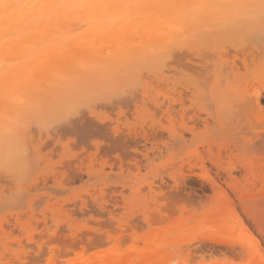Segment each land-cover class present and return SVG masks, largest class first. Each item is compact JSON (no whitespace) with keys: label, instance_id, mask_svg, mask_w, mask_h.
<instances>
[{"label":"rangeland","instance_id":"374dc122","mask_svg":"<svg viewBox=\"0 0 264 264\" xmlns=\"http://www.w3.org/2000/svg\"><path fill=\"white\" fill-rule=\"evenodd\" d=\"M254 32L255 33H252V35H250V36H249V34H247L245 36L240 37L243 40V39H246L248 36L249 39L248 38L247 39L250 42L247 39H246V41L245 40L244 41L247 43L249 42L248 44H250V45H248L247 43H245L242 40L240 41V43L239 42L238 43H231L230 42L231 45H234L232 48L233 50H232L230 48H227L230 46V45L228 46V44H230V43L227 44L225 42L227 44V45H225L226 48L228 50L230 49L229 50L230 52L232 51L230 55H227V52H228L227 49H226L227 52H225L226 50H224L225 46H222L223 44H220L219 46H217V48L210 46L209 52L207 51L208 47L200 46L199 47L200 49L198 48L197 53L195 52L196 48L194 46L193 47L195 49L191 48V51L188 50L189 48L187 49L184 46H181V49L179 48L180 52H178L179 50L177 51L178 52L177 57L179 56L178 59H179V61H182V63L178 61L175 63L176 64L175 66H174V64H172L171 67L174 66V67H172V69L174 68L173 69L174 71L171 70L170 73H166L168 75H172V73H173L175 78H171V79H173V81L172 80L171 81H164L163 82L164 84L160 83L158 85L159 82L151 83L150 91L153 88V91H151V92H155V93H153V94L147 93V95H144L143 90L140 89L137 91V93L134 92L136 97L134 95V97H133L134 100L132 102L129 101V103H126L123 101L122 104H124V103L125 104L122 106L118 105L121 103H119V101L117 102V99H116V102H114V104L112 102L108 101V102H110V104H112V106H111L112 108L114 107L115 103H118L115 105L116 108H114V109H109L110 107L107 106L108 104L106 105V103H104L106 101L102 102L104 104H102L99 101L100 102L99 104H101L102 106L99 104L96 106V104H94L95 106L92 107V110L94 111V113H96L95 114L96 117L98 116L103 121L106 129H108V130H111L112 128L115 129L116 132L118 133L116 135H114L112 132H110L111 134H109V135H100L99 134V135L92 136V137L88 138L87 142L83 143L84 140H82L83 138L80 136V134L82 132H80L79 134H77L76 131L74 133L69 132V133H67V135H64L66 137L62 136L63 137L62 138V137H58L57 135H54V133H56V132H53V134L51 136V134L49 133L51 131L49 130V132L47 134L42 133L40 135V139H41V141H40V139L37 137L38 134L36 132L32 131L31 134H32L33 138H34V136L36 137V138H34L33 144H36L37 150H36V152L31 151L32 153L35 154V156H34V154L30 153L31 155H33L35 157V160H33L34 157L30 155L31 156L30 158L32 159V161H31L32 165L28 164L26 166L27 173L26 172H25L26 174L24 173L26 175V177L24 175L23 182H20L22 184V186L20 187L21 184L19 183L20 180L18 179L21 176L20 177L17 176L15 178L10 177L12 179V180L10 179V181H9V178L8 179L5 178V180H7V181L4 183L3 179H4L5 174H3V176H2L1 175L2 172L0 173V182H2V183H0V192H2V194H4L6 196V200L4 202H8V204H10L11 202L12 203L15 202L17 199V202L15 204H12V206L13 205L17 206V204H20L17 207L14 206L15 208H10L11 205L7 204V205H5V207L8 206V208L6 209L4 207L6 210H4L3 208H2V210H0V211H2V213L0 212L1 213L0 217L5 216L6 219L9 216H11V214L14 213L12 215V217H10L11 222L8 221L9 218L6 221V222H10V223H8L11 225V226L9 225L10 226L9 228H7L8 224L5 222V217L2 219L4 222L0 219V222L2 221L3 224L4 223L6 224V225H2V223H0V227L3 229L4 226H7L3 229V230L6 229L4 232H1V229H0V232H1L0 233V254H1L0 258L1 259L0 260L4 261V258H6V257H4L5 255H2V253L3 254L8 253L6 255H7V257L10 256L9 259L13 255H15V256H13V258L16 257V258H14V262H11L9 264H25V263L28 264V262L30 264H32V262L34 260L32 259L33 261H29V259L34 258V256L31 257L33 255V253L35 256L38 253L37 254V256H38V255H40V253H42L41 250H45L46 252L48 251L49 253L52 252L51 254L48 255V252H47V254H44L45 253V251H44L43 254L45 256L53 255V257L52 256L50 258L48 257L49 260L50 259L51 260L47 261L46 263L45 262L40 263L37 260L38 261L37 264H49V262H51V263L55 262V264L56 263L59 264L60 260H62V257H64L65 255L67 257H69L68 256V255H70L69 251L73 252V253L75 251V253L74 254L71 253L70 256H71V258L74 257L73 260L76 261V257H75L76 253H77L76 256H79L80 253H81L80 254L81 256H85V254H87V255L89 254L88 257L85 256L82 258L85 260L87 257L86 260H89L88 258H90L92 255H94L93 258L97 255V253L95 255L94 253H92V251L93 252H100L102 250L103 251L106 250V252H103V254L104 255L106 254L105 256L107 258V255L110 257L112 255H114V256L121 255L122 251L124 252V254L126 253V255H128V256L131 254V251H133V254L135 251H137L135 253H137L138 255L141 252V255H142L143 254L142 252H146V251H142L143 249L145 250V247H146V250L149 249L150 252H152V254H151V256H152V255H154L153 253H154L155 249L157 248V246L160 244V242H163V243H161V246H163V247L166 246L164 248H167V249L160 248L161 247L160 245L158 246V249H156V250L161 249L162 252L165 253V254H163L162 252L159 253L161 250L156 253V254H160L159 256L162 259L160 257L159 258L161 259V262H163V264H164V261H165V264H167V263L168 264H172V263L173 264H187V263L188 264H247V262H248V264H251L250 261H253V263L257 262L255 264H262V261L264 262V243H262V242H264V232H262L261 229H262V227H264V193H259V192H261V191L264 192L263 191L264 190L263 189L264 188L263 187V185H264V108H262L263 111H261V113H262L261 114L258 112L257 109H255L254 105L251 106V104H248V103L245 104V102L242 101L245 98L240 97V96L238 97V95L235 96V94L232 93V94H230L232 97L230 99L231 100L234 99V101L230 100L232 105L230 102L227 103L228 107H227V110L225 111L224 109H220L221 106L219 105V103L222 104L223 99L221 98V96H220V98H218L220 95L219 94L220 88L226 89L228 82H229V84L233 85L234 88H236V87L238 88V86L241 84L239 86L240 88H238V90L242 91L243 96H245L244 95L245 93H246V95L248 93H249L248 95H253L254 93H256V95H259V97L262 101L263 107H264V84H262V83L260 84V82L263 81L264 78L258 77V76H260L261 72H258V69L255 71L256 66L254 65L255 63L253 62L254 59L257 57L255 60L257 65L259 62H262V64H264V50L262 49L263 46H262L261 39H260L261 38L260 33L257 32V34H256V31H254ZM258 37H260V38H258ZM252 39H253V41H252ZM254 40H255V42H254ZM259 40H260V44H258ZM251 44H252V46H251ZM253 44H255L256 47L260 46V48H256ZM256 44H258V45H256ZM243 45H248L250 50L248 47H247L248 49H246L245 48L246 46L244 47ZM237 47H239V48L241 47V51ZM244 48H245V50H244ZM202 49H203L204 53L202 52ZM235 49L236 50L238 49L239 51L238 50L236 51ZM259 49L260 50L262 49L261 50L262 52ZM181 50H182V52H181ZM187 50L189 51V53ZM233 51H236V52L233 53ZM255 51L256 52L259 51L261 53V56L263 57V59L259 54H257L258 56H256ZM183 52H184V54H183ZM192 52H194V53H192ZM212 52H214V53L212 54ZM221 52H223V53H221ZM238 52H241V53H239L240 58H238L239 57L237 55ZM242 52H243V54H242ZM179 53H180V55H179ZM201 53L203 56L200 55ZM181 54L184 55V56H182L183 59L180 57ZM189 54L192 55L191 58H190ZM195 54L198 56H196ZM204 54L207 55L206 56L207 58H204L205 57ZM209 54H211V56H209ZM216 54H218L220 56L226 55V56H222V58L221 57H218V58L219 59L221 58V62H225V63L220 62L221 63L220 67L222 66L221 71L222 72L225 71L224 74H227L228 77H227V75H226V77H224L223 73H221V71H219V67H218L219 66L218 65L219 59H217L218 55H216ZM213 55L215 56V58L213 57ZM231 55H233L232 58L230 57ZM246 55H247V57H246ZM228 56L230 57L229 59H228ZM197 57H199V60ZM223 57L226 59L227 62L224 61L225 59ZM195 58H197V60ZM200 58H202V59L200 60ZM203 59H205V60H203ZM229 61H231V62L228 63ZM236 61H238V62H236ZM232 62L234 64H232ZM190 63H191V65H190ZM199 63H201V64H199ZM182 64H185V65L189 64L187 67L188 69L186 68L187 69L186 70L184 67L185 65H182ZM209 64H211V66H210V68L208 67V69H207L206 67L209 66ZM235 64H236V66H235ZM177 65H180V67H182V66L183 67L180 68ZM195 65H199V66L195 67ZM224 65L227 67L226 68L227 70L222 69V68H225ZM229 65L231 67L233 65L234 67H232V68H234V69H232ZM216 66L218 67V69ZM228 66L231 68L232 71H230V68ZM171 67L169 69H171ZM189 67L193 68V69H190L191 73H190ZM252 67H255L254 69H252L255 71V73H254V71L252 73V70H251L250 75L247 76L249 74L248 71ZM202 68L205 69V73L204 72L201 73V70H203ZM228 68H229V70H228ZM245 70H247V71L245 72ZM210 71L212 74L210 73ZM174 72L176 74H174ZM237 72L240 74L238 75ZM243 72H244V74H243ZM198 73H201V74H198ZM203 73H204V75H203ZM219 73L223 75V76L222 75L220 76V78L223 77V79L222 78L220 79L219 77H217V75ZM245 73H248V74H245ZM208 74L209 75L211 74L212 77H207ZM201 75L204 76L205 78L207 77V80H209L208 85L207 84L202 85L203 87H204V85H205V87H208V88H206L207 90H205V87L202 88V86L200 85V84H202L200 81H202L203 83H207V81H205L206 79L204 77L202 78ZM241 76H243V77H241ZM245 77L247 79H245ZM255 77H258L260 80L261 79L262 80L257 81V79ZM217 78H219V79L217 80ZM226 78H228V81L225 80ZM236 78H238V80ZM229 79L231 81L236 79V81L234 80L233 82H231ZM249 79H251V80L255 79V81H250ZM177 80H178V82H177ZM247 80H249L248 83H247ZM174 81H176V82H174ZM219 81H222V83H221V84H223V86L221 85L222 87L219 86L220 84L219 85L217 84V82H219ZM237 81H239L240 84ZM168 82H169V84H168ZM181 82H183L184 85L179 84ZM250 82H252L253 85L256 83L257 84H256V86L254 85L255 86L254 87V86H251L252 84ZM263 83H264V81H263ZM155 84L157 85L156 86L157 88L154 87ZM191 84H196L199 87L198 88H192L189 86ZM248 84H249V87L247 86ZM217 85H218L219 89L214 88V86H217ZM175 86H176V90H175ZM246 86H247L246 89L248 92L245 90ZM251 87H252V91H249ZM135 88H137V86L134 87V89H133L134 91H135ZM188 88L190 90H188ZM130 91H132V90L130 89ZM126 92H127V94H129L128 90ZM205 92H207L208 94L207 93L206 94L210 97L208 99V102L206 103L207 105L203 104V103H205V101H207V99H206L207 95H203V94H205ZM213 92H214V94H213ZM250 92L252 94H250ZM163 93L165 96L163 95ZM187 93H189L188 94L189 96H187ZM137 94H138V99H137ZM184 94H186V96ZM212 95L213 96L215 95V97H213ZM123 96L125 97L126 94H124ZM127 96H129V95H127ZM130 96H133V95L130 93ZM195 96H196V98H195ZM203 96H205L204 98L206 100L203 99ZM124 97L121 96L120 98L124 99ZM216 97L218 99H216ZM234 97L237 99L235 100ZM120 98H119V100H121V102H122V99H120ZM239 98H241V101H239ZM220 99H222L221 102L220 101H219V103H218V101L215 102V100H220ZM201 101H203V102H201ZM237 101H238V103L235 104ZM147 102H148V104H147ZM110 104H109V106H110ZM103 105L105 106V108ZM218 105L220 106L219 108H218ZM161 106H162V108H161ZM207 106H209V107H207ZM95 107H96V109H95ZM100 107L101 108L103 107V108L101 109ZM170 107H172V108H170ZM82 108L83 107H81V109H79V112L75 116L73 115L74 117L71 116V118H69V119H71L75 123L77 122V120H75V119H77L78 117H80L81 119L83 117V120H85V121L87 119H88V121H89V119H91L92 120V121L90 120L91 123L95 122V124L93 123L92 125L95 126L98 124L97 127H99V122L93 117L90 118L88 115L87 109L84 108L86 111L85 112V111H82V110H84ZM159 108H160V110H159ZM167 108H169L168 109L169 111H167ZM211 108H213V109H211ZM231 109H232V111H231ZM252 109H253V111H252ZM179 110L181 113L179 112ZM82 112H84V113H82ZM208 113H210V114H208ZM78 120H79V118H78ZM64 122H62V124H64ZM69 122H70V120H69ZM105 122L106 123L108 122L107 123L108 125ZM67 123H68V121H67ZM54 130L56 131V128H54ZM54 130L52 129V131H54ZM33 132L35 133L34 135H33ZM43 135H44V138H43ZM146 135L151 136V137H148ZM56 136L59 139H57ZM112 136H113V138H112ZM52 137H55V138H52ZM144 137L145 138L148 137L147 142H144ZM60 138H62V140ZM50 139H52L51 140L52 142L49 141ZM177 143H179V145ZM43 146H44V148H43ZM41 148H42V150H41ZM57 148H58L59 153L57 151ZM38 151H39V153H38ZM42 151H44V152H42ZM36 155H37V157H36ZM38 155H39V157H38ZM256 159L257 160L259 159V161H257ZM36 160H39L38 164L35 162ZM33 161L36 163V165L33 164ZM91 162H93V163H91ZM195 162H197L198 164H196ZM91 164H93L91 167L92 175L88 176L86 170L88 168L87 166H89V165L91 166ZM29 165H31L32 167L35 166V167H33V170H32V167H30ZM104 165H105V167H104ZM226 166H228V167H226ZM28 167H30L31 169H28ZM110 167H111V169H110ZM34 168L37 170H35ZM75 168L77 170H75ZM99 168H100V170H99ZM72 173L76 174V175H73ZM205 173H206V175H205ZM27 174H28V176H27ZM109 174H111V175H109ZM6 176L9 177L8 174L5 175V177ZM210 176H211V178H210ZM66 177H67V179H66ZM90 177L91 178L93 177V178L91 179ZM1 178H2V180H1ZM63 178H65L66 180H64ZM76 178H77V180H76ZM89 178H90V180H89ZM212 178L214 179V181ZM75 180H76V182H74ZM12 181H14V182H12ZM8 182H9V184H8ZM10 182L12 185L10 184ZM24 182H26V183H24ZM212 182L216 183L217 185L212 184ZM67 184H69V185H67ZM218 185H219V188L217 187ZM108 187L110 188V190L108 189ZM117 187H118V189H117ZM173 187H174V189H172ZM84 188L86 189V191L88 190V193L85 191L87 195H85L84 191H82V189H84ZM90 188L92 189V191ZM102 188L107 190L109 193L107 191L103 190ZM141 188H144V189L141 190ZM221 188H222V190H221ZM50 189H52V190H50ZM96 189H99V191H97ZM5 190L7 191V194L9 193L8 196L5 194L6 193ZM95 190H96V192H98L97 197H99V196H102V197H99V199L97 197H95L93 195V192H95ZM100 190L101 191L103 190L102 193L100 192ZM11 191H13V192H11ZM79 191L83 192V195L81 193H78ZM19 192H21V193L24 192L25 194L23 193V195H20ZM54 192H57V193L55 194ZM60 192H61V194H60ZM76 193H78L79 196L82 195V196H80V197H82L81 200H79L80 198L78 199L76 197V196H78V194H76ZM89 193H90V195L94 196L96 199L94 200V198L91 199L92 197H88V200H87V197L84 198V196H88ZM245 193H247V196H244ZM10 194L13 195L12 200H11ZM14 195L15 196L16 195L21 196V198H22V196L25 195L23 198L24 201H22V203H20L22 199L20 197L14 198ZM111 196H112V198H111ZM226 196H227V198H231L232 201L230 202V199L227 201ZM7 197H8V199H7ZM74 197L77 198V200L79 201L78 203H77V201L75 203ZM161 197H163V198H161ZM223 197L226 200L225 199L221 200ZM101 198H103V199H101ZM165 198H167V199H165ZM9 199L11 200V202ZM19 199H20V201H19ZM85 199L87 201H85ZM93 200H94V202H93ZM89 201L90 202L92 201L93 203H90ZM96 201H98V202H96ZM214 201L216 203H217V201H219V202L221 201L224 203L226 202L227 204L230 202L228 205L225 204L227 206V208H229L228 209L229 212L232 211V209H234V208L235 209L232 212L239 211V212H237V214L239 216H237L236 213L230 212L231 213L230 214L231 217H230V216H228L229 215L228 211H227L228 215H225L228 218L227 217L225 218V216H224V214H226V213H223V215H222L223 217L220 216L223 218L222 220L227 219V221H229L231 223L230 224L231 226L230 225L229 226L232 228L234 227V228L233 229L231 228L232 229L231 230L230 227L227 226V228L223 229L222 231L220 230L221 233H219V231H213V230H208V229H203V228L197 231V229L203 227V225L208 223L209 220H213L214 217L213 218L208 217L207 220L209 218L210 219L206 223L203 220V219H206V216H204V214L205 215L208 214V216H209V213H212V212H210L212 210L211 207L213 208V213L218 212V209L216 211L217 207L214 208V206H216V205H213L215 203ZM81 202H82L83 206L81 205ZM85 202H87V203H85ZM212 202H213V204H212ZM74 203H75V205L76 204L78 205V206L76 205L77 208H79V209L82 208V209L79 210L76 208V210L73 211L76 207V206H74ZM89 203L91 205L92 204L97 205L96 207H98V208H95V206H93V205H92L93 206L92 207ZM97 203H99V205L102 203L104 205L102 207H107V208L112 210V214H114V215H112L113 220H115V219L116 220L120 219L121 221L124 220L123 221L125 224L124 227L127 226L125 228H129L128 225L133 226V228L130 227L129 228V229H131L130 231L126 230L123 227L118 228L115 221H114V224L111 223L113 226H111L109 223L107 225L106 223L109 222V220H111V216L109 214H107L108 210L107 211L104 210L105 208L102 210L103 213H105V215L101 214L100 207L98 206ZM200 203H201V205H200ZM50 204L52 207L51 206L49 207ZM168 204H170L171 206ZM233 204H235V205H233ZM210 205H213V206H210ZM232 205H233V207H232ZM221 206H222V204H221ZM221 206H220L219 212L221 210L223 211V209L225 210V208H226V206H224V205L223 206L225 208H223ZM228 206H230V207H228ZM236 206L238 207V210H237ZM61 207H62V210H61ZM86 207L89 208L90 213H91V210L96 211V212H94L96 214L98 213L97 209H99L100 211L95 216H92V215H94V213H92V215L89 213V214H87L88 216L83 213V215L80 216L82 214L81 212H85L86 210H88V208H86ZM50 208H52V209H50ZM85 208H86V210H85ZM91 208H94V209H91ZM54 209H58L59 214H54V211H56ZM169 209H171L170 212H169ZM189 209H190V211H189ZM81 210H83V211H81ZM89 210H88V212H89ZM205 210H207V211L205 212ZM63 211H64V215H67V216L62 215ZM78 211L80 212V215L78 214L79 213ZM113 211H114V213H113ZM162 211H164V212L162 213ZM172 211H174L175 213H173ZM186 211H188V214H194L195 213L194 214L195 218L193 219V217H189V216H188L189 217L188 220L186 218H184L186 215H188ZM58 212H56V213H58ZM66 212L67 213L70 212V213L67 214ZM150 212L154 213L155 215H153V214L151 215ZM167 212H168V214H167ZM223 212H225V211H223ZM18 213H20L21 214L20 216H22L23 218H25L27 220V222L25 220L26 223H24V221H23L24 219H22V217L19 218L18 221H16V218L14 219V216L18 218V215H19ZM71 213L74 214V216L71 215ZM169 213H170V215H169ZM200 213L203 214V216L199 217L197 219L196 216H198ZM99 214L102 216H100ZM149 214L151 216H149ZM157 214H160V215L157 216ZM175 214H176V216H173ZM221 214H222V212H221ZM234 214H236V217L234 216ZM59 215L62 217L58 218ZM143 215H144V217L149 216V218L151 219V223L155 224V225H152L151 223H149V225L151 224L150 226H155V228H158L159 226L160 227L163 226V228L159 227L157 230L155 229L156 231H160V232H162L164 230V232L161 233V234L164 233V235H165V236L162 235L163 238L160 237V235H159L160 232L148 233V236L151 234L149 236V239L152 237L150 239L151 240V243H150L151 246L153 245L152 242H155V240L157 243H159L156 245V248H155V245H153L154 248H152L150 246H148L149 248H147L146 245H149L150 240L146 239L147 240L146 241L145 238L143 239V238L139 237V235L141 236L144 232H148V230L150 229L149 225L145 224L143 226V224L145 223L143 221V219H144ZM163 215L165 216V220H166L167 216L170 217L172 215L173 218L171 220H173V221H170V222L168 221V224H167V221H164V219H163V217H164ZM216 215L218 216V215H220V213L216 214ZM72 216L74 218L76 217L75 219H78L79 221L81 219H83L84 221H85V219H86V221L87 220L93 221V224L94 223L100 224L99 221H102V222L106 221L105 222L106 226H105V224L103 225V227L105 226V228L108 227V229H104L105 233H108L109 230H111L116 225V227H114V229L116 228V229H118L119 232L121 231L123 234V237L124 236H125L124 238L128 237L127 238L128 240L126 241V240H124V238H122L125 242L122 241L123 245H122V247H120V245L122 243H120V237H118V236L122 237L121 232L116 233V232H114V230L110 231L109 233L112 234V232H113V234L112 235L108 234L110 236V238H109L110 240H106V239H108L107 237H109V236L105 235V233L103 232L102 225L101 226H99V225L97 226L96 224L93 225V224H91L92 223L91 222L90 223L91 227L93 225L92 228H95V231L93 230L94 234L96 233V236H98L100 234L98 236V237H100V239L104 235L103 242L100 241L101 242L100 243L98 240L95 241V240H93V238L95 237V236L93 237V235H94L93 231H91V233L93 235H91V233L88 235V232H90L89 230H91L89 228L90 225H88L89 222H86V221L84 222L83 220L78 222V220H77L78 226L75 225V227L74 226L71 227L67 223L66 224L68 226L65 224L63 219H65L66 222H68L70 220L68 222V223H70V225H72V224L74 225L76 223V220L71 219ZM89 216L90 217L92 216L93 218L92 217L90 218ZM136 216L139 218H137ZM160 216H162V219ZM63 217H65V218H63ZM134 217H135V219L137 218L136 221H138V222H136L135 219H133ZM153 217L154 218L160 217V219L163 220L164 223H163V221L159 222L158 220H160V219L156 218L157 219L156 221H158L159 224L161 222L163 223L160 225L156 224L158 222L152 221ZM169 217H167V219ZM177 217L178 218L181 217L180 219L182 221H180V219L177 220ZM220 217L219 216L215 217V219L220 218ZM61 218H63V219L60 220ZM108 218H110V219L108 220ZM117 218H119V219H117ZM190 218H191V220H190ZM12 219H14L15 221ZM20 219L22 221H19ZM28 219H30L29 223L31 226L28 225L29 224ZM57 219H59L58 222H57ZM196 219L198 221L200 220V222H201V220H203L204 222H202L201 225H198V224L195 225ZM230 219L231 220L234 219L235 221L234 220H233L234 222L230 221ZM153 220H155V219H153ZM71 221H73V222L75 221V222L73 223ZM131 221L132 222L135 221V223L133 222V225H131L132 224ZM139 221L140 222L142 221L143 223L141 222L142 223L141 224ZM177 221H179L180 223ZM183 221L184 222L187 221V222H185V224H184ZM198 221H197V223H200ZM213 221H215V220H213ZM237 221L242 222V224L241 223H239L240 225L236 224V223H238ZM12 222L14 224H16L18 222L19 223L17 225H14ZM21 222H23V223H21ZM82 222L84 223L83 226L85 227L87 224L89 229L87 227H85L88 229V230H86L84 227H82V228H84V230L82 229L80 232H83V231H88V232H87V235L85 232V234L83 233L85 236L80 237V236H77V234L79 235L80 232L78 231L76 233L75 231H77L76 229H78V228L81 229V226H82L81 223ZM110 222H113V221H110ZM171 222H172V224H171L172 226L169 225ZM127 223H129V224H127ZM137 223H139V224H137ZM19 224L20 225L27 224L26 226L23 225L24 228L25 227L28 228V231L30 229H32L31 232L33 231V233L35 235H41V238L39 240H37L39 236L35 237L33 235V233L28 232L24 228H21L19 226ZM181 224H184V225H181ZM186 224H188V226ZM233 224H235V225H233ZM62 225H63V227H62ZM165 225H167V227H165ZM185 225H186V228H185ZM76 226H77V228H76ZM168 226H169V228H168ZM11 227H12V230L14 229V233L18 229L19 235L21 234L20 231H22L24 235H22L21 237L18 236L19 240H17V238H15V237L18 235V233L16 232L15 233L16 235L14 237L13 232L11 230ZM30 227H32V228H30ZM98 227H100V228H98ZM135 227H137L138 229H136ZM143 227H145V229ZM180 227L182 228V230ZM193 227L195 229L196 228L197 229L195 230ZM241 227H242V229H241ZM15 228H17V229L15 230ZM69 228H70V230H69ZM153 228L154 227H151V229H153ZM243 228H245V229H243ZM116 229H115V231H116ZM119 229H121V230H119ZM226 229H228V230H226ZM7 230L9 233H12L14 238H11L12 235L9 234L8 232H7L8 234L5 233ZM68 230L73 232V233L75 232V233L74 234H72V233L68 234V232H66ZM73 230H75V231H73ZM100 230H102V232H100ZM25 231L28 232L26 235H25V233H26ZM58 231H59V233H58ZM97 231H99L100 233H98ZM133 232H136V236H135L136 238L133 237L135 235V233H133ZM39 233H42V234H39ZM61 233H63L65 236ZM31 234H32V236H31ZM44 234L46 235V239L48 238V240L49 239L51 240V238H53V237L55 238L56 237L55 234H58L57 238L62 236L63 240H65L64 237H66V234H68L66 239H70V242H68L69 240L68 241L65 240L64 242H67L69 244L72 243L73 245L75 243L77 244V242H78L79 244H77V246L74 245L77 248L75 250L72 247V244H71L70 248L73 250H68L67 248L65 250H62L66 246H63L64 244L62 245L61 243H60V245L58 244L59 242H62V240L60 239L61 237L59 238L60 240L55 238V240L56 239L58 240V241L56 240L58 243L53 242L55 245L54 246L51 244L52 240L46 241V239L43 237L45 239V243H44V239L42 238V235H44ZM71 234L73 237V241L71 239L72 237H70ZM75 234H76V236H75ZM129 234H130V236H128ZM154 234H156V235H154ZM29 235L31 237H29ZM47 235H49V236L47 237ZM113 235H114V237H113ZM166 235H168L167 238L170 237L168 240L165 239ZM176 235L181 237V238L184 237L186 241L184 239L180 238V239H177L178 241L177 240L175 241L177 243H175V242L173 243V241L175 239L172 236H174L175 238H178ZM68 236L70 238H68ZM86 236H87V238H86ZM88 236L91 237V239ZM105 236H107V237H105ZM115 236H117V237H115ZM4 237H6V239H8V241H10V243L9 242L7 243V241L5 242ZM32 237H33V239L35 237L36 240L39 241L38 242L39 244L37 243V241L35 239L32 240ZM143 237H144V235H143ZM153 237H155V238H153ZM208 237H209V239H208ZM88 238H89V242H88ZM111 238H113V239H111ZM138 238L139 239L141 238L140 241L142 240V242L137 241V240H139ZM158 238H161L162 240L157 241ZM188 238H189V240H188ZM217 238H218V240H217ZM13 239H15L16 241H19L18 244H20V245H17V242L14 241ZM28 239H30V240H28ZM41 239H43V240H41ZM76 239H77V242L75 241ZM81 239L83 240V242H85V243L87 242L90 244L91 249L88 250L86 253H84L85 251L83 249L87 250V248H88L87 246H89V245L86 244V247H85V245H84L85 243L84 244L80 243V242H82ZM96 239H97V237H96ZM172 239H174V240H172ZM31 240H32V242H29ZM40 240L45 245L43 243H41ZM116 240H119V244L117 245V247L114 246V245H116V242H115ZM130 240H132L133 243ZM135 240L137 241L138 245L136 244ZM143 240H145L146 242ZM152 240H154V241H152ZM27 241L29 242L28 244L26 243ZM109 241H110V243L108 244L107 242H109ZM222 241H223V243H222ZM20 242H22V243H20ZM90 242H93V244H99V245H97L98 247L96 245H93V247L96 246V248H97L96 250H94L95 248L93 249L92 244ZM104 242L107 245L105 244L103 246ZM11 243L13 246L10 247ZM32 243L34 244L33 247L29 245ZM36 243L38 244V246H35ZM46 243H49L50 245L47 244L48 245L47 246ZM67 243H65V245H67ZM143 243L144 244L146 243L145 247H144ZM21 244H23V245H21ZM26 244L29 245V247ZM131 244H134V245H131ZM5 245H6V247H7V245L9 246V248H10L9 251H8L9 248L7 247L8 248L7 249L5 247ZM82 245H84V246H83V249L81 250ZM243 245L246 247L245 248L246 251H245ZM42 246H46V247H44L45 249ZM49 246H52V247L50 248ZM127 246H129V247H127ZM132 246H134V247L138 246V247H135L136 249L134 250V249H132L133 248ZM140 246L141 247L143 246V248H141L142 250L140 249ZM20 247H23V249H25V248L26 249L23 251V249L21 248L22 249L21 250ZM36 247H38V248L41 247L40 248L41 250L38 248L36 249ZM47 247H49L50 250H47L48 249ZM55 247H57L56 250L59 248L62 250V252H60V250L56 251V252H58V253L60 252V254H62L61 258L59 256L60 254L58 255V253H57V255H56V252L54 249ZM124 247L125 248L127 247V250H128V248L130 250L127 252V250ZM4 248H6L7 250ZM30 248L32 250H30ZM33 248H35V250H33ZM121 248H124V250L122 249L119 252L118 249H121ZM11 249H12V251H11ZM100 249H102V250H100ZM111 249L113 251L117 249L119 253L117 252V250H116V252H117L116 254H113L112 252L110 253ZM26 250L27 251L30 250V252H27ZM36 250L41 251V252L39 253ZM66 250H68V251H66ZM98 250H100V251H98ZM107 250L109 251V253ZM138 250H140L139 253H138ZM15 251L16 252L19 251L18 253H21V252L23 253L26 251L25 255H24V253L23 254L21 253L22 256L24 255L23 256L24 258L26 256V259L23 260L24 258L21 256V254L19 255ZM33 251H35L36 254ZM63 251H66V252L64 253ZM77 251H79V252H77ZM31 252H33V253H31ZM147 252H149V251H147ZM63 253L65 254L64 256H63ZM67 253H69V254H67ZM248 253L250 254V260L249 261H248V258H249ZM17 254L20 257L17 256ZM146 254L147 253H145L143 255H146ZM156 254H155V256H156ZM162 254H163V256H161ZM27 255L29 258L27 257ZM101 255H102V253H101ZM104 255H102V256L97 255V257H98V258H96L97 261L92 258L93 260L92 261L90 260V262H87V264L88 263L93 264L92 262H94V261L98 262L99 260L102 261L101 263L106 262L109 259V257L107 258V260H103L102 258H105ZM147 255L150 256V254H147ZM66 256L64 258L65 261L63 259L61 261V264H66L68 262L67 260L70 257L67 259ZM17 257L20 259L22 257L23 259H21L18 262L17 261L15 262V260H17ZM54 257H56V258H54ZM13 258H12V260H13ZM45 258H47V257H45ZM45 258L43 256V261H45ZM71 258H70V261L72 260ZM78 258H80V257H77V260H78ZM156 258L157 257L154 258V256H152V261L150 264H154V263L157 264L158 262L154 261V259H156ZM55 259H58V260H55ZM82 259L80 258V260H82ZM160 259L157 258L156 260H160ZM163 259H164V261H163ZM10 260H6V262L4 261L2 263L8 264L7 261H10ZM80 260H78L76 262H81ZM84 260H82V261H84ZM180 260H182V261H180ZM21 261H22V263H20ZM23 261H25V263ZM52 261H54V262H52ZM63 261H64V263H63ZM153 261H154V263H152ZM33 264H35V263L33 262ZM95 264H97V263H95ZM134 264H136V261H134Z\"/></svg>","mask_w":264,"mask_h":264},{"label":"bare ground","instance_id":"6f19581e","mask_svg":"<svg viewBox=\"0 0 264 264\" xmlns=\"http://www.w3.org/2000/svg\"><path fill=\"white\" fill-rule=\"evenodd\" d=\"M251 2H254V0H0V173L2 172L1 173L2 176H3V174H5V175L8 174L9 175V177L8 176L5 177V175H4V179H3L4 183L7 181V180H5V178H7V179L9 178V181H10V179L12 177H14V178L17 177V176L18 177H20V176L24 177V175L27 173L26 166L28 164L32 165V163H31L32 159L30 157L33 156V155H31L30 153H32L31 151L36 152V150H37L36 144H33L34 143V138H36V137L34 136V138H33L32 134H31L32 131H34V132H36L38 134L37 137L39 139H40V135L42 133L47 134L49 132V130L52 132V133L49 132L51 134V136H52L53 132H56V133H54V135H57L58 137H62L64 135H67V133H69V132L74 133L76 131L77 134L82 132L80 134V136L83 138L82 140H84L83 143H86L88 138H90L92 136L99 135V134L100 135H109V134H111L110 132H112L114 135H116L118 133L116 132L115 129H113V128L111 130L106 129V127L104 126L103 121L98 116L96 117V115H95L96 113H94V111L92 110V107L95 106L94 104H96V106H97L100 102L102 103L103 101H106L104 103H106V105L108 104L107 106L110 107L109 109H114V108H116L115 105L118 104V103H115L114 107L112 108L111 107L112 104H110V102H112L114 104V102H116V99H117V102L119 101V103H121V104H118V105L122 106V105L125 104V103L122 104L123 101L126 102V103H129V101L132 102L134 100V98H133L134 95H135L134 92L137 93V91L140 90V89L143 90L144 95H147V93L148 94L155 93V92H151V91H153V88L150 91L151 83L159 82L158 83V85H159L160 83L164 84L163 83L164 81H171V80L173 81V79H171V78H175L173 73H172L173 76L172 75H168L166 73H170L171 70L174 71L173 70L174 68L172 69V67H174L176 65L175 63L179 61V59H178L179 56L177 57V53L180 52L179 48L181 49V46H184L187 49L189 48L188 50H190V51H191V48H193V49L196 48V51L194 50L196 53H197V50H198V48L200 46H205V47H208L207 51L209 52V47L210 46H213V47L217 48V46H219L220 44H223L222 46H225V45H227L230 42L231 43H238V42L240 43V41L242 40V38H240L241 36H245L247 34H249V36H250V35H252V33H255L254 31H256V34H257V32L259 33L260 24H259V22L257 20H253V19L250 18L252 16V11L247 7V5L249 3H251ZM247 38L249 39L248 36H247ZM258 38H260V37H258ZM246 39H243L242 41H244V40L246 41ZM252 41H253V39H252ZM254 42H255V40H254ZM231 43L228 44V46L229 45L230 46L227 47V48H230V49L233 48L234 45H231ZM245 43H247V42H245ZM258 44H260V40H259ZM258 44H256V45H258ZM248 45H250V44H248ZM248 45H243V46L244 47L246 46L245 48L248 49L249 48ZM253 45L255 46V44H253ZM251 46H252V44H251ZM262 46H263L262 49L264 50V45H262ZM227 48L225 46L224 50H226ZM237 48H239V47H237ZM245 48H244V50H245ZM256 48H260V46L259 47L257 46ZM203 49H202V52L204 53ZM239 49L241 51V47ZM227 50L225 52H227ZM229 50L227 52V55H230L231 52H232V51L230 52ZM249 50H250V48H249ZM236 51H233V53L236 52ZM181 52H182V50H181ZM188 53H189V51H188ZM192 53H194V52H192ZM213 53L214 52H212V54ZM221 53H223V52H221ZM239 53H241V52H238V54L237 53L236 54L239 56ZM165 54H167V59L166 60L163 59ZM183 54H184V52H183ZM190 54H189V56L191 58L192 55H190ZM206 54H204L205 55L204 58H207ZM242 54H243V52H242ZM257 54H259L261 56V53L259 51L256 52V56H258ZM179 55H180V53H179ZM200 55H202V53ZM214 55H213V57L215 58ZM216 55H218V54H216ZM182 56H184V55L181 54L180 57L182 58ZM196 56H198V55H196ZM209 56H211V54H209ZM222 56H226V55H222ZM222 56L218 55L217 59H219L218 57L222 58ZM230 57L232 58L233 55H231ZM230 57L228 56V59ZM246 57H247V55H246ZM197 58L199 60V57H197ZM197 58H195V59L197 60ZM202 58H200V60ZM221 58L218 60L219 61L218 62L219 66L217 65L219 67V71H221V67H222V66L220 67L221 63H225V62H221ZM238 58H240V56ZM256 58L253 61L255 63L254 65L256 66L255 71L258 69V72H260V68H261L262 62H259L258 65H257V63L255 61ZM262 59H263V57H262ZM203 60H205V59H203ZM224 61H226V59ZM179 62L182 63V61H179ZM230 62L231 61H229L228 63H230ZM236 62H238V61H236ZM201 63H199V64H201ZM172 64H174V66L171 67ZM232 64H234V63L232 62ZM182 65H185V64H182ZM186 65L184 66L185 69L188 67L189 64L187 66ZM190 65H191V63H190ZM177 66L180 67V65H177ZM196 66H199V65H195V67ZM210 66H211V64H209V66H207L206 68L208 69V67L210 68ZM235 66H236V64H235ZM170 67H171V69H169ZM182 67H180V68H182ZM218 67H217V69H218ZM224 67L225 68H222V69L223 70L224 69L227 70L226 69L227 67L225 65H224ZM232 67H234V66L232 65ZM229 68H228V70H229ZM231 68H230V71H232ZM254 68L255 67H252L248 71L249 74L248 73H245V74H248L247 76H249L250 75V71L252 69H254ZM190 69H193V68L189 67V70ZM202 69L203 70H201V73L202 72L205 73V69L204 68H202ZM232 69H234V68H232ZM246 71L247 70H245V72ZM253 71L254 70H252V73H253ZM255 71H254V73H255ZM224 72L221 71V73H223L224 77H226L227 74H224ZM190 73H191V70H190ZM201 73H198V74H201ZM204 73H203V75H204ZM210 73H211V71H210ZM174 74H176V73L174 72ZM211 74L210 75L208 74L207 77H212ZM239 74L240 73H238V75ZM243 74H244V72H243ZM218 75H217V77L220 78V76L222 74L219 73ZM201 77L203 78L204 76L201 75ZM207 77L206 78L204 77L206 79L205 81H207V83H203L202 81H200L202 83V84H200L201 86L203 84H207L208 85V81L209 80H207ZM227 77H228V75H227ZM241 77H243V76H241ZM246 77H245V79H247ZM258 77H261V78L263 77L264 78V76H262L261 73H260V76H258ZM258 77H255L257 79V81L260 80ZM219 78H217V80ZM221 78L223 79V77H221ZM236 79L238 80V78H236ZM236 79H234V80L236 81ZM251 79H249V80L250 81H255V79L254 80H251ZM225 80L228 81V78H226ZM249 80H247V83H248ZM233 81H231V82H233ZM263 81H261L260 84L261 83L264 84ZM174 82H176V81H174ZM177 82H178V80H177ZM219 82H217V84L218 85L220 84L219 86L222 87L223 86V84H221L222 81H219ZM237 82L239 83V81H237ZM250 83L252 84V82H250ZM168 84H169V82H168ZM179 84L182 85L183 82H181ZM256 84H254V85L256 86ZM218 85L214 86V88H218ZM254 85L252 84L251 86H254ZM136 86H137V88H135V91H134L133 89ZM156 86L157 85L155 84L154 87H156ZM239 86H238V88H240ZM247 86L249 87V84ZM247 86L245 87L246 91H247V89H246ZM204 87H205V85H204ZM204 87L202 86V88H204ZM206 88H208V87H205V90H207ZM238 88L237 87L234 88L233 85L229 84V82H228V85H227L226 89L220 88V91H219L220 95H219L218 98H220V96H221V98L223 100L222 99L215 100V102L218 101V103H219V101L221 102V100H222V104L219 103V105L221 107L218 105V108L220 107V109H224L226 111L227 107H228L227 103H229V102L231 103L232 100L234 101V99H232V100L230 99V98H232L230 94L233 93V94H235V96L238 95V97L240 96V97L245 98V99L242 98L243 99L242 101L245 102V104L248 103V104H251V106L254 105L255 109H257L258 112L261 113V111H263L262 108H264V107H263V104H262V101H261L259 95H256V93H254L253 95H248L249 94L248 93L246 95V93H245L244 94L245 96H243L242 91L238 90ZM130 89L132 91H130ZM127 90L129 91V94H127V92H126ZM175 90H176V86H175ZM188 90H190V89L188 88ZM249 91H252V87L250 88ZM130 93L133 96H130ZM206 93L207 92H205V94H203V95H207L208 94V93L207 94ZM124 94H126V96L127 95H129V96H127V97L125 96L124 97L123 96ZM138 94H137V99H138ZM188 94L189 93H187V96H189ZM213 94H214V92H213ZM250 94H252V93L250 92ZM163 95H164V93H163ZM184 95L186 96V94H184ZM121 96L124 97V99L120 98ZM135 97H136V95H135ZM204 97L205 96H203V99H205ZM213 97H215V95ZM119 98L122 99V102H121V100H119ZM195 98H196V96H195ZM209 98L210 97L207 95V98H206L207 101H205V103H203V104H206L208 102ZM218 98L216 97V99H218ZM236 99L237 98H235V100ZM82 101H88V103L82 109H84V108L87 109L89 117L90 118L91 117L95 118L99 122V127H97V125H98L97 123H96L97 125H95L96 127L94 125H92L93 123L95 124V122L91 123V121H92L91 119H89V121L91 120L90 122L88 121V119L86 117L85 118L87 120L86 121L83 120V117H82L83 115L81 116L82 119L80 117H78L79 120H78V118L75 119V120H77L76 123L73 122L71 119H69L71 117L65 118V113H66V110H67L68 106L71 105V104H74V103L82 102ZM108 101H110V102H108ZM239 101H241V98H239ZM104 103H102V104H104ZM237 103H238V101L235 104H237ZM109 104H110V106H109ZM147 104H148V102H147ZM99 105H101V104H99ZM231 105H232V103H231ZM207 107H209V106H207ZM104 108H105V106H104ZM161 108H162V106H161ZM170 108H172V107H170ZM85 109L82 110V111H85ZM95 109H96V107H95ZM168 109L169 108H167V111H169ZM211 109H213V108H211ZM159 110H160V108H159ZM231 111H232V109H231ZM252 111H253V109H252ZM179 112H180V110H179ZM82 113H84V112H82ZM208 114H210V113H208ZM69 120H70L71 123L69 122ZM64 121L66 123L68 121V123L66 124ZM62 122H64V124H62ZM54 128H56V131L54 130ZM52 129L54 131H52ZM34 132H33V135L35 134ZM148 135H146V136H148ZM57 136H56V138L59 139ZM64 137H66V136H64ZM148 137H151V136H148ZM43 138H44V135H43ZM52 138H55V137H52ZM62 138H60V139L62 140ZM112 138H113V136H112ZM147 138L144 137V142L148 141ZM51 140L52 139H50L49 141H51ZM40 141H41V139H40ZM177 144L179 145V143H177ZM44 146H43V148H44ZM41 150H42V148H41ZM57 151H58V148H57ZM42 152H44V151H42ZM38 153H39V151H38ZM58 153H59V151H58ZM32 154H34V153H32ZM39 155H38V157H39ZM34 156H35V154H34ZM36 157H37V155H36ZM33 160H35V157L33 158ZM38 161L39 160H36L35 162L38 164ZM257 161H259V159ZM35 162L33 161L34 165H36ZM91 163H93V162H91ZM195 163L198 164L197 162H195ZM31 165H29V166L32 167ZM92 165L93 164H91V166L90 165L87 166L88 168L86 167L87 168L86 171H87V175L88 176L92 175V172H91ZM228 166H226V167H228ZM30 167H28V169H31ZM33 167H35V166H33ZM33 167H32V170H33ZM104 167H105V165H104ZM110 169H111V167H110ZM35 170H37V169H35ZM75 170H77V169L75 168ZM99 170H100V168H99ZM73 175H76V174H73ZM109 175H111V174H109ZM205 175H206V173H205ZM27 176H28V174H27ZM25 177H26V175H25ZM90 178H89V180H90ZM210 178H211V176H210ZM63 179L66 180L67 177H66V179L65 178H63ZM1 180H2V178H1ZM76 180H77V178H76ZM76 180L74 182H76ZM213 181H214V179H213ZM12 182H14V181H12ZM0 183H2V182H0ZM19 183H20V181H19ZM24 183H26V182H24ZM8 184H9V182H8ZM10 184H11V182H10ZM212 184L215 185L216 183L212 182ZM67 185H69V184H67ZM21 186H22V184L20 185V187ZM217 187L219 188V185ZM263 187H264V185H263ZM102 189L105 190L104 188H102ZM108 189L110 190L109 187H108ZM117 189H118V187H117ZM142 189H144V188H141V190ZM172 189H174V187ZM50 190H52V189H50ZM96 190L99 191V189H96ZM96 190H95V192H93V195L95 197H97V195H98V192H96ZM221 190H222V188H221ZM82 191H84L85 195H87L86 192L88 193V190L86 191V189L84 188V189H82ZM91 191H92V189H91ZM102 191L100 190L101 193H102ZM105 191H107V190H105ZM11 192H13V191H11ZM23 193L24 192H22V193L19 192L20 195H23ZM54 193L56 194L57 192H54ZM78 193H81L83 195V192L79 191ZM78 193H76V194H78ZM259 193H264V192L261 191ZM5 194L8 196L9 193L7 194V191H6ZM12 194H10L11 195V200L13 198ZM60 194H61V192H60ZM82 195H80V196H82ZM89 195H90V193L88 194V196H84V198L87 197V200H88V197H92L91 199L94 198V200L96 199L94 196H92V195L89 196ZM24 196H22V198H21V196H17V195L15 196L14 195V198H16V197L19 198L20 197L22 199L20 203H22V201H24L23 200ZM80 196L78 194V196H76V197L78 199L80 198L79 200H81L82 197H80ZM112 196H111V198H112ZM244 196H247V193H245ZM76 197H74L75 198V203H76V201L78 203L79 201L77 200ZM99 197H102V196H99ZM99 197H97V198L99 199ZM161 198H163V197H161ZM226 198H227V196H226ZM7 199H8V197H7ZM101 199H103V198H101ZM165 199H167V198H165ZM223 199H225V198L223 197L221 200H223ZM229 199H230V202H231L232 201L231 198H227V201ZM5 200H6V196L4 194H2V192H0V210H2V208L4 210H6L8 208V206L5 207V205L8 204V202H4ZM11 200H10V202H11ZM87 200L85 199V201H87ZM94 200H93V202H94ZM19 201H20V199H19ZM16 202H17V199H16L15 202H13V203L11 202L8 205L12 206V204H15ZM93 202L91 201L90 203H93ZM96 202H98V201H96ZM218 202L219 201H217V203ZM75 203H74V206L77 205V204L75 205ZM85 203H87V202H85ZM215 203L213 204V202H212L213 205H216V206H214V208L217 207L216 211L218 209V212H219L221 204H222L221 207H223V208H225L224 206H226L225 204H227L226 202L224 203V202H221V201L218 204L217 203L215 204ZM97 204H98V206L100 207V210H101L100 211L99 209H97L98 213L100 211L101 214L105 215V213H103V211H102L105 208L104 210H106V211L108 210L107 214H109L111 216V220H109L110 218H108L109 222L106 223L107 225L109 223L111 226H113L112 224H114V221H115V223L117 224L118 228L127 227V226L124 227V225H125L124 222H123L124 220L121 221L119 218H117L119 220H116V219L113 220L112 215H114V214H112V210L111 209H109L107 207H102V206H104L102 203H101L102 205L100 204L101 206L99 205V203H97ZM18 205H20V204H17V206ZM81 205H82V202H81ZM168 205H170V204H168ZM200 205H201V203H200ZM213 205H210V206H213ZM233 205H235V204H233ZM233 205H232V207H233ZM11 206H10V208L17 207L16 205H13L12 207ZM50 206H51V204L49 205V207ZM77 206L75 207V209L73 211L76 210ZM93 206H95V208H98V207H96L97 205H93ZM88 207H86V208H88ZM228 207H230V206H228ZM86 208H85V210H86ZM226 208H227V206H226ZM226 208H225V210L223 209V211H225V212H223L222 210L219 212L220 213V215H218L219 217L222 216L223 213H226V214H224V216L228 215L227 211L229 212V210H228L229 208H227V209ZM236 208L238 210L237 206H236ZM50 209H52V208H50ZM77 209H79V208H77ZM80 209H82V208H80ZM91 209H94V208H91ZM211 209H210L211 210L210 212H212V213L208 212L209 216H208L207 213H206L207 215L204 214V216H206V219H203V220L206 223L210 218L214 217L213 220H215V221L209 220L208 223L203 225V227L200 226L201 228H199V229L196 228L197 231L203 228V229H208V230H213V231H219V233H221V231L223 229L227 228V226H229L231 224L229 221H227V219L226 220L225 219L222 220L223 216L220 217L221 219L220 218H216L217 219L216 220L215 217H218L216 214H219V213L218 212H214L215 213L214 214L212 207H211ZM234 209H232V211H234ZM54 210H56V211H54V214H59L58 209H54ZM61 210H62V207H61ZM83 210H81V211H83ZM88 210H89V208H88ZM88 210H86V211L88 212ZM86 211L85 212H81L82 213L81 215H80V212L78 211L79 212L78 214L80 216H82L83 213L86 214V215L90 213V210H89L88 213ZM170 211H171V209H169V212ZM174 211H172V212L175 213ZM189 211H190V209H189ZM206 211L207 210H205V212ZM232 211H230V212H232ZM0 212L2 213V211H0ZM56 212H58V213H56ZM94 212H96V211L91 210L90 214L92 215V213H94ZM163 212L164 211H162V213ZM186 212L188 214V211H186ZM221 212H222V214H221ZM230 212H229L228 216H230V214H231ZM237 212H239V211H237ZM237 212L235 211V212H232V213H236L237 214ZM69 213H67V214H69ZM113 213H114V211H113ZM13 214H11V216L8 217L9 218L8 221L11 222L10 217H12ZM18 214H19L18 218L14 216V219L16 218V221H18V219L22 217V216H20L21 215L20 213H18ZM97 214L94 213V215H92V216H95ZM150 214L151 215L152 214L155 215L154 213H151V212H150ZM150 214H149V216H151ZM160 214H157V216L160 215ZM167 214H168V212H167ZM194 214H188L186 216L187 217L188 216L189 217H193V219H194L195 218ZM236 214H234L235 217H236ZM62 215H64V211H63ZM71 215L74 216V214H72V213H71ZM169 215H170V213H169ZM64 216H67V215H64ZM73 216H72L71 219L72 220L73 219L76 220V223L74 225L73 224L70 225V223H68L70 221L68 218H67L69 220L68 222H66V220L63 219L65 217L61 218L60 220L63 219L65 224L67 223L69 226H71V227L74 226L75 227V225H77V220L78 219H75L76 217L74 218ZM100 216H102V215H100ZM149 216H145L144 217V215H143V218H144L143 221L145 222L143 224V226L145 224L149 225V223H151V219L149 218ZM173 216H176V214L173 215ZM186 216L184 218H186L188 220L189 217L187 218ZM202 216H203V214L200 213L196 217L198 219L199 217H202ZM237 216H239V215L237 214ZM4 217L5 216L0 217V219L2 220ZM59 217H62V216L59 215L58 218ZM160 217L162 219V216H160ZM160 217H156V218L160 219ZM167 217H169V216H167ZM167 217H166V220H165V216L163 217L164 221H167V224H168V221L169 222L173 221V220H171L173 218L172 215L168 219H167ZM208 217H210V218L207 220ZM226 217L227 216H225V218ZM137 218H139V217H137ZM137 218L135 219V217H134L133 219H135V221H136ZM156 218L153 217L152 221H154V222L163 221L161 219L156 221L157 220ZM180 218L177 217V220L180 219ZM7 219L5 217V222L7 221ZM14 219H12V220H14ZM22 219H24L23 220L24 223L27 222V220L25 218L22 217ZM153 219H155V220H153ZM197 219H196V224L195 225H197V224L201 225L202 222H204L203 220H201V222H200V220L198 221ZM25 220H26V222H25ZM29 220L30 219H28V223H29ZM81 220H83V219H81ZM190 220H191V218H190ZM233 220L230 219V221H233ZM2 221L0 223H2ZM19 221H22V220L20 219ZM58 221H59V219H57V222ZM80 221L78 220V222H80ZM85 221H86V219H85ZM110 221H113V222H110ZM135 221H133V222L135 223ZM164 221H163V223H164ZM180 221H182V220L180 219ZM197 221L200 222V223H197ZM10 222H6V223L8 224ZM71 222H73V221H71ZM86 222H89L88 225H90V227H89L91 229V230H89L90 232H88V231L80 232L82 229L84 230L85 227L88 228L87 224L85 223L86 226L84 227L83 226L84 223L82 222L81 223L82 226L80 225L81 229L78 228V229H76L77 231L73 230L76 233L78 231L81 233V234L79 233V235L77 234V236H80V237L81 236H85L84 235L85 232H86V235H87V232H88V235H89L91 233V231H93V230L95 231V228H92V227L96 223L93 224V221H89V220H87ZM105 222L99 221L100 224H96L97 226L98 225L99 226L102 225L104 233H105L104 229H108V227L105 228V226H106ZM133 222H132L131 225H133ZM136 222H138V221H136ZM159 222L156 223V224H158V225L163 224L162 222L159 224ZM177 222H179V221H177ZM185 222H187V221H185ZM185 222H184V224H185ZM18 223H16V224L13 223V224L17 225ZM21 223H23V222H21ZM90 223L93 224L92 227H91ZM239 223L242 224V222H240V221L238 223H236V224H239ZM20 224H19V226L21 228H24L23 225H25V226L27 225V224H23V225H20ZM104 224H105V226L103 227ZM127 224H129V223H127ZM137 224H139V223H137ZM151 224L155 225L153 223H151ZM171 224H172V222L169 225L172 226ZM184 224H181V225H184ZM188 224H186V225L188 226ZM2 225H6V224L2 223ZM9 225L10 224L7 225L8 227L4 226V228L5 227L9 228L11 226V225L10 226ZM28 225H30V223ZM186 225H185V228H186ZM233 225H235V224H233ZM77 226H76V228H77ZM62 227H63V225H62ZM82 227H84V228H82ZM114 227H116V225ZM114 227L113 228L111 227L112 229L109 230V232L113 231V230L116 233H120L121 232V231L119 232L118 229H116V228H115L116 229V231H115ZM128 227L129 228L130 227L133 228V226H129V225H128ZM137 227H135V228L138 229ZM145 227H143V228L145 229ZM151 227H154V228L151 229ZM165 227H167V225H165ZM30 228H32V227H30ZM87 228H85V229L88 230L89 228L88 229ZM98 228H100V227H98ZM129 228H125V229L130 231L131 229H129ZM158 228H155V226H150V229H149L150 231L148 230V232H144L141 236L139 235V237H141L143 239L145 238V240L146 239L150 240L152 237L149 239V236L151 234L148 236V233L160 232V231H156ZM160 228H163V226L160 227ZM168 228H169V226H168ZM231 228L232 227H230V229ZM0 229H1V232H4L6 230V229L3 230L1 227H0ZM16 229L17 228H15V230ZM24 229H26L28 231V228L25 227ZM241 229H242V227H241ZM243 229H245V228H243ZM8 230L5 233H7ZM11 230H12V227H11ZM31 230L32 229H30L28 232H31ZM69 230H70V228H69ZM69 230L66 231V232H68V234H70V233L74 234L75 233V232L73 233V232H71ZM119 230H121V229H119ZM181 230H182V228H181ZM226 230H228V229H226ZM94 231H93V234H94ZM12 232H13L14 237L16 235L15 233L16 232L18 233V235L15 237V238H17V240H19L18 236L21 237L22 235H24L22 231H20L21 234L19 235L18 229H17V231L15 233H14V229L12 230ZM28 232H26L25 235ZM97 232L100 233V232H102V230H100V232L99 231H97ZM109 232L105 233V235L109 236V235L113 234V232H112V234L109 233ZM162 232H164V230ZM162 232H160L159 235H160V237L163 238L162 235H164V233L161 234ZM31 233H33V231ZM42 233H39V234H42ZM58 233H59V231H58ZM133 233H135V235L133 234L134 235L133 237H135L136 236V232H133ZM9 234L12 235V233H9ZM61 234H63V233H61ZM68 234H66V237H67ZM72 234L70 235V237H72ZM93 234L91 233V235H93ZM130 234L128 236H130ZM13 235L11 236V238H14ZM33 235L35 237L39 236L37 240H39L41 238V235H35L34 233H33ZM57 235L58 234H55V236H56L55 238H57ZM121 235H122V237L118 236V237H120V243H122L120 245V247H122V245H123L122 241H124V240L127 241L128 240L127 236H126L127 238H124L125 236L123 237L122 232H121ZM143 235H144V237H143ZM154 235H156V234H154ZM31 236H32V234H31ZM31 236L29 235V237H31ZM48 236L49 235H47V237ZM75 236H76V234H75ZM98 236H96V233H95L93 235L94 238L92 237L93 240H95V241L98 240L99 242L100 241L103 242L104 235H103V237H101V239ZM107 236H105V237H107ZM167 236L168 235H166V238H165L166 240H168L170 238V237L167 238ZM35 237H34V239L36 240ZM43 237L46 239V235L45 234L42 235V238ZM60 237L57 238V239L60 238L62 240V242H59V243L57 242L58 240L56 239L57 240L56 241L54 237H53L54 239L51 238L52 241L50 239L48 240V238L46 239V241H51L52 245H54L53 242H57L59 245H60V243L62 245L64 244L63 246H66V247L64 249H62V250H65L66 248L68 250H73V249L70 248L72 243L69 244L67 242H64L65 240H67V241L69 240L68 242H70V239H66V237H64L65 240H63V237L62 236H60ZM70 237L68 236V238H70ZM96 237H97V239H96ZM113 237H114V235H113ZM115 237H117V236H115ZM172 237L175 239V240L172 239V240H174L173 243L177 239L181 238L179 236H177L178 238H175L174 236H172ZM4 238H5L4 239L5 242L7 241V243L8 242L10 243V241H8V239H6V237H4ZM86 238H87V236H86ZM89 238L91 239V237H89ZM89 238H88V242H89ZM107 238L108 239H106V240H110L109 239L110 236L107 237ZM122 238H124V240ZM153 238H155V237H153ZM34 239L32 237V240H34ZM43 239H41V240H43ZM45 239H44V243H45ZM71 239L73 241V237ZM111 239H113V238H111ZM140 239L137 240V241L142 242V240L140 241ZM181 239L185 240L184 237L181 238ZM208 239H209V237H208ZM13 240L16 241L15 239H13ZM28 240H30V239H28ZM32 240L29 241V242H32ZM41 240H40V242H41ZM145 240H143V241H145ZM160 240H162V239L161 238L157 239V241H160ZM188 240H189V238H188ZM217 240H218V238H217ZM75 241L77 242V239ZM130 241H132V240H130ZM137 241L135 240L136 244H137ZM152 241H154V240H152ZM16 242H17V245H20V244H18L19 241H16ZM22 242H20V243H22ZM29 242L27 241L26 243L28 244ZM38 242L39 241H37V243ZM105 242H104V244L102 243L103 246L106 244ZM115 242H116V245H114V246L117 247V245L119 244V240H116ZM12 243H11L10 247L13 246ZM37 243H36L35 246H38L39 243L38 244ZM41 243H43V242H41ZM65 243H67V245H65ZM80 243L84 244L85 242H83V240H82V242H80ZM90 243L92 244V247H93V245H96V246L99 245V244H93V242H90ZM107 243L109 244L110 241L107 242ZM132 243H133V241H132ZM150 243H151V240L149 241V245H146L147 248H149L148 246L154 248L153 245H155V248H156V245L159 244V243L156 242V240H155V242H152L153 243L152 246L150 245ZM161 243H163V242H160V244H159L160 246H161ZM175 243H177V242H175ZM222 243H223V241H222ZM32 244H29V245L33 247L34 244L33 245ZM47 244H49V243H46V245ZM77 244H79V243L77 242ZM77 244L75 243L74 245L77 246ZM86 244L89 245V246H87L88 247L87 250L83 249V246L85 245V247H86ZM145 244L143 243L144 247H145ZM21 245H23V244H21ZM29 245H27V246L29 247ZM74 245L72 244V247L75 250L77 248ZM84 245H82L81 250L83 249L85 251L84 253H86L88 250L91 249V247H90V244L87 243V242ZM131 245H134V244H131ZM96 246L93 247V249L95 248L94 250L97 249ZM158 246H157L156 249H158ZM5 247H6V245H5ZM7 247L9 248L8 245H7ZM23 247H20V249L21 248L23 249ZM42 247L44 248L46 246H42ZM49 247L51 248L52 246H49ZM49 247H47L48 248L47 250H50ZM127 247H129V246H127ZM127 247L126 248L124 247V248L127 250ZM132 247H133L132 249L135 250L136 249L135 247H138V246H135V247L132 246ZM164 247H166V246H164ZM164 247L161 246L160 248L167 249V248H164ZM243 247H244V249L246 248L244 245H243ZM6 248H4V249H6ZM37 248L38 247H36V249ZM40 248H38V249H40ZM56 248L57 247L54 248L55 252L57 250H60V252H62V250L60 248L57 249V250H56ZM124 248L118 249L119 252L122 249L124 250ZM141 248H143V246L142 247L140 246V249ZM25 249H23V251ZM156 249H155V251L153 253L154 255H152V256H154V258L157 257L158 259H160L161 258L159 256L160 254H156V253L159 252L161 249H159V250H156ZM9 250H10V248L8 249V251ZM30 250H32V249L30 248ZM30 250H28V251L26 250V251L30 252ZM33 250H35V248H33ZM68 250H66V251H68ZM100 250H102V249H100ZM100 250H98V251H100ZM116 250L113 251L111 249L110 253L112 252L113 254H116L118 252V250H117V252H116ZM129 250L130 249L128 248L127 252ZM11 251H12V249H11ZM19 251H17V252L15 251V252L18 253ZM41 251H42V253H40ZM41 251H37V252H39L40 255L42 254L44 256V258L47 257V258H45V261H43V256L42 255L41 256L40 255L37 256L38 253L36 254L35 251H33V252H35V254H36V256L38 258L34 255L33 252H31V253H33V255L31 257L34 256V258L29 259V261H33L34 260L33 262L35 264H37L38 261L40 263L41 262H45L46 263L47 261H50L51 259L49 260V258L51 256L53 257V255L45 256L44 254H47L48 251L47 252L45 250H41ZM44 251H45V253H44ZM66 251H63V252L65 253ZM139 251L140 250H138V253H139ZM142 251H146V252H142V253L143 254H145V253L150 254V256L147 255V254L146 255H143V254L141 255V252L138 255L137 253H135L137 251L134 252L135 255L133 254V251H131V254L128 256V255H126V253L124 254V252L122 251V254L120 253L122 256L121 255H117V256L112 255L110 257V256L107 255V258L109 257V259L107 260V258L105 256L106 254L105 255L103 254V252H106V250L105 251L102 250L100 252L106 258V259L105 258H102V259L103 260H107L106 262L103 261L104 263H101L102 261H100V260H99L100 262L99 261L96 262L97 261L96 258H98L97 255L102 256L100 252H93L92 251V253H94L95 255L97 253V255L93 258L94 255L91 254L92 256L91 257L89 256L90 257V258H88L89 260H86L89 254L88 255L85 254V256H87V257L84 260L82 258L85 257V256H81L80 255L81 253L79 254V256H76V254H77L76 253L75 254L76 261L80 260V258H81L82 260H84V261L80 260L81 262L74 261L73 260L74 257L71 258L70 255L73 252L69 251L70 255H68L72 259L71 261H70V258L67 257L64 253H63V256L65 255L67 257V259L69 258L67 260L68 262L67 263L65 262L66 264H87V262H90V260L92 261L93 259L96 260V261L92 262L93 264H95V263H97V264H100V263L101 264H134V261H136V264H150L151 261H152V256H151L152 252H150L149 249L146 250V247H145V250L143 249ZM147 251H149V252H147ZM245 251H246V249H245ZM25 252H23L24 255H25ZM60 252L59 253L56 252V255H57V253L59 255ZM77 252H79V251H77ZM161 252H162V250L159 253H161ZM21 253H18V254L20 255ZM51 253L48 252V255L51 254ZM69 253H67V254H69ZM74 253H75V251H74ZM108 253H109V251H108ZM162 253L165 254L164 252H162ZM6 254H8V253H5V254L2 253V255H5L4 257L7 258V259L4 258V261L6 262V260H10L11 259L10 261H7L8 264L11 263V262H14V258H16V257L13 258V256H15V255H13L9 259L10 256L7 257ZM18 254H17V256H19ZM22 254H21V256H22ZM155 254H156V256H155ZM163 254L161 256H163ZM250 254L248 255V257H249L248 261L250 260ZM61 255L62 254L59 255L60 258H61ZM65 256L62 257V260L65 258ZM22 257H21V259L24 258V257L23 258ZM27 257H28V255H27ZM77 257H80V258H78V260H77ZM12 258H13V260H12ZM54 258H56V257H54ZM21 259L17 257V260H15V262L16 261L18 262ZM25 259H26V256H25V258L23 260H25ZM58 259H55V260H58ZM156 259H154V261H157L158 262L157 264H163V262H161L162 258L160 260H156ZM62 260H60L59 264H61ZM0 261H1L0 262L1 264H4V263H2V262H4L3 260H0ZM54 261H52V262H54ZM64 261H65V259H64ZM64 261H63V263H64ZM154 261L152 263H154ZM163 261H164V259H163ZM180 261H182V260H180ZM23 262L25 263V261H23ZM33 262H32V264H33ZM250 262H251V264L257 263V262L253 263V261H250ZM20 263H22V261ZM28 264H30V263L28 262ZM49 264H55V262L54 263L49 262ZM154 264H156V263H154ZM164 264H165V261H164ZM247 264H248V262H247Z\"/></svg>","mask_w":264,"mask_h":264},{"label":"snow or ice","instance_id":"6c2138e0","mask_svg":"<svg viewBox=\"0 0 264 264\" xmlns=\"http://www.w3.org/2000/svg\"><path fill=\"white\" fill-rule=\"evenodd\" d=\"M247 7L252 11V16L250 17L253 20H257L260 24V37H261V43L264 45V0H254V2H251L247 5ZM164 60L167 59V54L163 57ZM261 75L264 76V64L261 65L260 68ZM192 88H198L199 86L196 84L189 85ZM110 99V98H109ZM203 102V101H201ZM88 101H82L78 103H74L68 106L65 118H69L73 115H76L79 112V109L81 107H84ZM24 177L21 176L19 178L20 182H23ZM262 232H264V227H262ZM264 243V242H262ZM264 264V262H262Z\"/></svg>","mask_w":264,"mask_h":264}]
</instances>
